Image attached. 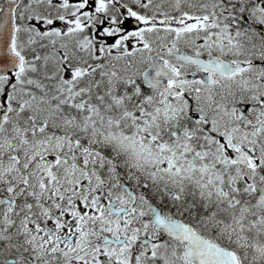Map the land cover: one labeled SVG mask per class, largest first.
Here are the masks:
<instances>
[{
	"label": "snow or ice",
	"instance_id": "snow-or-ice-1",
	"mask_svg": "<svg viewBox=\"0 0 264 264\" xmlns=\"http://www.w3.org/2000/svg\"><path fill=\"white\" fill-rule=\"evenodd\" d=\"M0 264H264V0H0Z\"/></svg>",
	"mask_w": 264,
	"mask_h": 264
}]
</instances>
